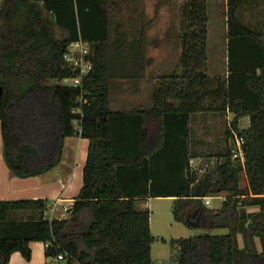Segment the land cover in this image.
I'll list each match as a JSON object with an SVG mask.
<instances>
[{
  "label": "trees",
  "instance_id": "16d2710c",
  "mask_svg": "<svg viewBox=\"0 0 264 264\" xmlns=\"http://www.w3.org/2000/svg\"><path fill=\"white\" fill-rule=\"evenodd\" d=\"M110 1L0 0V123L9 169L21 178L44 174L61 162L67 137L90 140L67 218L47 217L44 198L0 200V264L17 251L30 260L33 241L47 244V257L66 254V264H154L151 210L138 201L169 196L176 221L229 229L172 240L179 264H264V36L238 20L237 0H229V75L211 77L207 0H185L181 75L164 79L151 109L114 112L110 81L144 75L148 41L108 38ZM79 39L91 44L94 63L83 88L62 84L77 75L64 55ZM199 111L233 113L244 163L227 144L216 151L217 175L192 169L190 159L200 155L189 147L190 122ZM245 116L250 125L241 129ZM223 192L220 208L204 203ZM248 206L259 211L247 213Z\"/></svg>",
  "mask_w": 264,
  "mask_h": 264
},
{
  "label": "crops",
  "instance_id": "0c3cea01",
  "mask_svg": "<svg viewBox=\"0 0 264 264\" xmlns=\"http://www.w3.org/2000/svg\"><path fill=\"white\" fill-rule=\"evenodd\" d=\"M184 1L185 0H121L120 3L116 0L110 1L108 7L110 25L109 39H121L124 41L140 39H145L146 41H161L165 39L180 40V45L176 48V53L178 55L176 56L177 59L173 56L174 54H168V56H170L169 58L164 57L167 53H162L163 48L158 49V46H155L156 50L149 56L146 47L147 61L144 75L142 77L116 78V80L125 82L127 88H125V96L123 95L125 99L121 103L123 107L119 108L116 105L114 106L111 100L110 109L112 111L129 112L151 109L155 105L153 92L165 82L164 79L174 72L181 75V6ZM234 4L237 5L235 15L238 20L252 26L264 36V0H237ZM207 12L209 17L208 40L212 34V29H216L219 25H222L223 36L226 39L224 40V52L221 59L211 55L208 48V74L211 77H228L229 0H207ZM94 23L98 22L94 20ZM177 63H179V66H175ZM150 70H153L152 77L147 76ZM144 80H147L148 83H152V87L154 88L152 95L149 94L144 96L142 95V90L132 89L135 86L139 88ZM179 80L181 81L182 79ZM233 117L234 115L230 111H199L193 113L190 122V150H196L201 156L203 152L202 147L204 145L215 146L217 151L222 150L227 144L234 147L232 137L230 140H227L226 137L229 121L232 120L231 118ZM245 117H247L250 122L249 116ZM222 119L224 124L221 123ZM89 144L90 140L82 136L75 135L67 137L64 145L63 158L57 166L44 174L21 178L16 176L9 169L4 159L0 123V200L44 198L48 201V209L46 211L47 217L53 219L60 218L58 215H61V218H67L70 212L67 214L61 211L60 214L58 211H60V207H71L74 203V199L83 186V170L88 156ZM200 156L190 159L192 169L198 168L195 162L199 160ZM224 196L226 199L227 193ZM154 198H168L174 201L176 199V197L173 196L149 197L138 201L139 207L149 208ZM215 198H217V196H209V198H204L203 201L207 205L206 200ZM50 205H56V207L51 209L49 207ZM221 205L215 209L220 208ZM207 206L209 207V205ZM246 209L247 213H257L259 211L258 206H248ZM150 224L152 231V216L150 217ZM171 225H173V223H171ZM172 240H174V238H172ZM30 246L32 250V257L30 260H27L21 252L17 251L12 254L9 264H52V258L46 256V243L42 241H33L30 243ZM258 246L261 247L260 240Z\"/></svg>",
  "mask_w": 264,
  "mask_h": 264
},
{
  "label": "rangeland",
  "instance_id": "374dc122",
  "mask_svg": "<svg viewBox=\"0 0 264 264\" xmlns=\"http://www.w3.org/2000/svg\"><path fill=\"white\" fill-rule=\"evenodd\" d=\"M60 37V35H59ZM224 40L225 37L223 36L222 25L216 27V29H212V34L210 35V39L208 40V48L209 52L213 56H217L221 59L222 54L224 52ZM226 43V42H225ZM180 45V40L178 39H165L161 41H148L147 42V52H149V56L154 53L155 46H158V49H162V53H167L166 56L169 58L168 54H174L173 56H178L176 53L177 46ZM161 51V50H160ZM163 57V58H164ZM177 59V57H176ZM175 59V60H176ZM181 61V58H180ZM166 62V61H165ZM175 66H179L177 63ZM149 72V71H148ZM153 70H150L148 77H152ZM111 100L117 107L121 108L123 105L121 104L122 101L125 99V88H127V84L122 82V80H116V78L111 79ZM72 83L71 79H65L62 84L70 85ZM132 89H140L142 90V95H152L154 88L152 87V83H148L147 80H144L143 84L139 88L136 86ZM124 91V92H123ZM124 95V96H123ZM233 119V118H231ZM221 123L224 124L223 119ZM249 119L244 117L239 124L241 129H247L249 127ZM216 139V138H215ZM213 139V140H215ZM214 145V144H212ZM211 145H204L203 152L199 158L195 162L198 165V173L201 177H204L208 174L217 175L218 174V166L220 164V160L216 155V148ZM233 147V146H232ZM245 174L241 175V185L245 187L246 178ZM226 193H219L217 198L206 200L207 205L212 209L220 206L222 201L225 199ZM175 201L168 198H154L150 203V210L152 216V234L155 237V242L153 243V263L154 264H179V251L177 250L176 246L172 245V238L175 240L180 238H188L194 237L202 233H210V234H227L229 232L228 228H205L199 227L195 225H190V223L186 222H176L174 218V209H175ZM51 209L55 208L56 205H50ZM60 207L61 211L67 213V207L62 208ZM61 214V213H60ZM68 214V213H67ZM69 215V214H68ZM67 215V217H68ZM60 218L61 215H58ZM173 223V225H171ZM164 238V240H163ZM259 243V239H257ZM239 244L243 247V238L242 235H239ZM52 264H59V261L56 258H52Z\"/></svg>",
  "mask_w": 264,
  "mask_h": 264
},
{
  "label": "built area",
  "instance_id": "2783aa9c",
  "mask_svg": "<svg viewBox=\"0 0 264 264\" xmlns=\"http://www.w3.org/2000/svg\"><path fill=\"white\" fill-rule=\"evenodd\" d=\"M91 44L88 41L83 39H79L73 41L69 47L67 52L64 55V59L66 63L72 66L76 71L77 75L71 79L73 85L75 87L83 88V79L90 74L93 69V60L91 59ZM80 101H83V97L80 98ZM73 112L77 115L73 120V123L80 129V125L83 119V111L80 106L73 109ZM231 121H229L228 127L232 132V139L234 142L233 151V159L241 161V163L245 162V153H244V142L245 138L241 135L235 128L232 127ZM215 197V196H211ZM205 198H209L205 197ZM67 213L70 212V207L66 209ZM56 259L59 261V264H66V254L60 253Z\"/></svg>",
  "mask_w": 264,
  "mask_h": 264
}]
</instances>
